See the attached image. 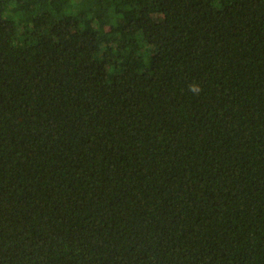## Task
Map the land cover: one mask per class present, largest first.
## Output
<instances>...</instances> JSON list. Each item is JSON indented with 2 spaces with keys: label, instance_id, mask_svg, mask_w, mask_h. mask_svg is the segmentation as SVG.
Returning <instances> with one entry per match:
<instances>
[{
  "label": "trees",
  "instance_id": "1",
  "mask_svg": "<svg viewBox=\"0 0 264 264\" xmlns=\"http://www.w3.org/2000/svg\"><path fill=\"white\" fill-rule=\"evenodd\" d=\"M0 264H264V0H0Z\"/></svg>",
  "mask_w": 264,
  "mask_h": 264
}]
</instances>
